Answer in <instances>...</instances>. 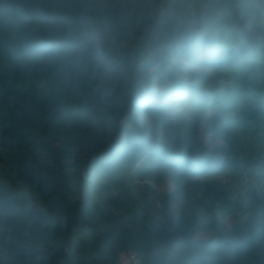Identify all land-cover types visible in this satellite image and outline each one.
<instances>
[{
  "label": "trees",
  "instance_id": "16d2710c",
  "mask_svg": "<svg viewBox=\"0 0 264 264\" xmlns=\"http://www.w3.org/2000/svg\"><path fill=\"white\" fill-rule=\"evenodd\" d=\"M263 179L264 0H0V264H264Z\"/></svg>",
  "mask_w": 264,
  "mask_h": 264
},
{
  "label": "rangeland",
  "instance_id": "374dc122",
  "mask_svg": "<svg viewBox=\"0 0 264 264\" xmlns=\"http://www.w3.org/2000/svg\"><path fill=\"white\" fill-rule=\"evenodd\" d=\"M184 99H185V96H182L181 100H180V103H184ZM203 137L205 139V141L210 145V146H213L214 144L212 143L211 141V135L210 134H206V133H203ZM256 177L258 176V172H256ZM245 181H249L250 179L251 180H255V177L253 175H249L248 174L245 176ZM264 182V179L262 181V183ZM154 187H156L158 189L159 192H164V191H171L173 189V184L169 181L165 182L164 184H158V185H154ZM245 191V188L243 186H241L240 184H237L236 183V189H235V193H234V196H233V199L235 201H241V195L244 193ZM242 205L245 209L248 208V206L246 204H244L242 202ZM237 206H235L232 210V212L228 213L224 222L225 224L227 225V227H231L235 222H238L242 219H245L248 217V215L246 213H243V212H240L238 211V209H236ZM212 234L211 231H207V232H203V233H200L196 236L198 237H205V236H210ZM122 264H136L134 259L131 257V253H126V254H123L122 255Z\"/></svg>",
  "mask_w": 264,
  "mask_h": 264
}]
</instances>
